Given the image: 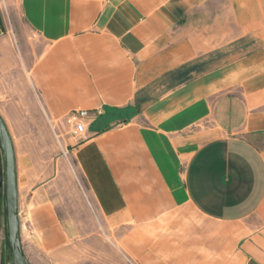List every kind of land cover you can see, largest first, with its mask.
<instances>
[{
	"label": "crops",
	"instance_id": "0c3cea01",
	"mask_svg": "<svg viewBox=\"0 0 264 264\" xmlns=\"http://www.w3.org/2000/svg\"><path fill=\"white\" fill-rule=\"evenodd\" d=\"M259 5L0 0V118L30 264L58 250L69 264L73 246L75 264L85 248L116 264L99 246L122 230L125 248L139 236L129 262L264 264ZM76 109L90 112L80 140L63 122Z\"/></svg>",
	"mask_w": 264,
	"mask_h": 264
},
{
	"label": "rangeland",
	"instance_id": "374dc122",
	"mask_svg": "<svg viewBox=\"0 0 264 264\" xmlns=\"http://www.w3.org/2000/svg\"><path fill=\"white\" fill-rule=\"evenodd\" d=\"M2 1V0H1ZM260 1V5L258 6V8H260L262 10V14L264 15V0H259ZM262 16V15H261ZM263 17V16H262ZM264 28V21L261 22V25L259 26V29H263ZM66 137V135H59L57 140H61L62 138ZM42 138H44L46 141H49V135H41ZM56 141V140H55ZM2 164V166H1ZM0 168H2L0 170V176H1V184H0V264H12V259L9 253V249H8V244H7V238H6V232H5V216H4V200H3V193H4V157H3V153L2 150L0 149ZM95 232V231H94ZM116 234L113 236L114 241L108 242L107 240H104V244L106 245L105 247H101V245L99 246L100 250H103V253L105 254H114L116 256V264H139L137 261H131L129 262L127 257L125 256V252L122 250L123 249H127L130 248L132 251H138L139 247L137 245L138 243V238L139 236H134L132 235L131 238H127V240L129 241V245L126 246L125 248V241L123 239L124 234H127L129 231H115ZM92 231L90 230H86L83 231V236L84 237H89L91 236ZM97 233V232H96ZM156 231L155 229L149 230L148 231V250L150 249H154L155 247V242H156V235H155ZM99 234L101 235L102 232L99 231ZM81 235V236H82ZM98 247V246H97ZM81 248V247H80ZM127 252L131 253V256H133L134 252L132 253V251L130 252L129 250H126ZM67 252V251H66ZM65 251H56L54 253H39L36 252L34 254L33 257H35L38 261V264H63L62 262L60 263V259L62 258L63 255L66 254ZM96 254V252L93 253V251L90 249H86L83 252V255L88 256V261L89 264H92V257L93 255ZM68 255H70L69 257H71L72 262H70L69 264H75V258H76V247L73 246L71 247V251L68 253ZM82 256V254H80ZM136 258V257H135ZM133 256V259H135ZM87 261V262H88ZM137 262V263H136ZM66 264V263H65ZM95 264H98L97 262H95Z\"/></svg>",
	"mask_w": 264,
	"mask_h": 264
},
{
	"label": "water",
	"instance_id": "95a60500",
	"mask_svg": "<svg viewBox=\"0 0 264 264\" xmlns=\"http://www.w3.org/2000/svg\"><path fill=\"white\" fill-rule=\"evenodd\" d=\"M0 149L4 157V216L5 232L12 264H30L23 254L19 238L17 216V188L15 159L11 138L0 118ZM1 183V176H0Z\"/></svg>",
	"mask_w": 264,
	"mask_h": 264
},
{
	"label": "built area",
	"instance_id": "2783aa9c",
	"mask_svg": "<svg viewBox=\"0 0 264 264\" xmlns=\"http://www.w3.org/2000/svg\"><path fill=\"white\" fill-rule=\"evenodd\" d=\"M90 117V112L87 110L76 109L71 111L63 122L67 128L68 134L75 140H80L86 137L85 121Z\"/></svg>",
	"mask_w": 264,
	"mask_h": 264
},
{
	"label": "flooded vegetation",
	"instance_id": "af4514ba",
	"mask_svg": "<svg viewBox=\"0 0 264 264\" xmlns=\"http://www.w3.org/2000/svg\"><path fill=\"white\" fill-rule=\"evenodd\" d=\"M1 184V183H0Z\"/></svg>",
	"mask_w": 264,
	"mask_h": 264
}]
</instances>
